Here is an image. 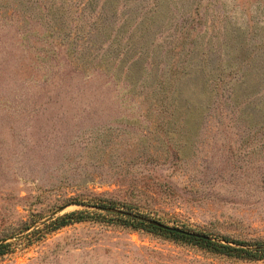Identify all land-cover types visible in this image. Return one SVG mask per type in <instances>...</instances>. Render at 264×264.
Returning a JSON list of instances; mask_svg holds the SVG:
<instances>
[{
	"label": "rangeland",
	"instance_id": "rangeland-1",
	"mask_svg": "<svg viewBox=\"0 0 264 264\" xmlns=\"http://www.w3.org/2000/svg\"><path fill=\"white\" fill-rule=\"evenodd\" d=\"M57 1L0 0V264H264L127 225L264 247V0Z\"/></svg>",
	"mask_w": 264,
	"mask_h": 264
},
{
	"label": "trees",
	"instance_id": "trees-1",
	"mask_svg": "<svg viewBox=\"0 0 264 264\" xmlns=\"http://www.w3.org/2000/svg\"><path fill=\"white\" fill-rule=\"evenodd\" d=\"M91 1H93V0H84L83 1L84 6L85 5H90ZM124 1H130V0H124ZM131 1H133V0H131ZM108 2H109V6L112 9V5L114 3L111 0H104V3H108ZM63 3H64L63 1H57V0H42V5L40 6V8H42L43 11L45 12V10L47 8L53 7L54 5H57V4L60 5V4H63ZM104 8L105 7L103 6V3H102V7H100L93 14H91V17H92V20H93V25H100L101 26L104 23V21L106 20V18H107V10H105ZM26 25L27 24L25 22L24 26H26ZM21 26L19 27V29H21ZM113 30H114V27L111 28L108 31V35L109 36L113 32ZM73 31H74V36L75 37L78 36V38H79V33L77 32V25H76V30H75V28H73ZM94 31H95V29H94ZM186 36H188V34ZM116 37H117L116 34L112 35V38L110 39V40H112V43L119 41V40L116 39ZM108 46H109V43H108ZM186 54H188V53H186ZM25 67L27 68V65H25ZM25 67H22L21 69H25ZM64 68L65 67H63V71H64ZM71 72H72V70L68 69L66 72H64L67 75L64 74V76H68ZM73 72H74V70H73ZM210 73L213 74L214 72L210 71ZM60 77H62L60 82L65 83L64 77L61 76V75H60ZM71 95H75V97L79 98V96L75 93L74 89H71ZM162 102H163V100H162ZM163 105L167 106L166 103H163V104H161L162 108H164ZM169 105L170 106L173 105L172 102ZM81 106L87 107V104L81 105ZM173 106H174V109H172L171 120H173V122H174V121H176L178 119L175 118V111H176L175 109L176 108H175V105H173ZM191 118H192V114H190V115L188 114L184 118V123H190L192 121ZM82 214H83L82 211H72V212L66 213V214L56 218L52 222V227H53V229H58L60 227H63L65 225L71 223V222L80 221L83 218ZM127 219L131 222V223H127V225L131 224V226H133L135 228H143V229H145L147 231L158 233V234H162V235L165 234L166 236H171L172 238H175V239H182V240L190 241V242L198 244L202 248H205L208 251H211V252H214V253H219V254H223V255H226V256H230V257L250 259V260L264 259V247L260 243L253 244V245H256L255 248H247L245 245H241V243H245V242H243V241H233V240H230L227 237H224L225 242L222 243V242H219V241H213L207 235H204V234H200V235H203V236H196V235H191L189 233L184 232L186 230H182L181 229L182 231H176V230H174L175 227H171L173 229H168V228H165L163 226H159V225H156V224H153V223H149V222H147L145 220H142L138 216H132V217L129 216V217H127ZM187 232H190V231H187ZM196 234H199V233H196ZM231 241H233L232 243L234 245L229 243ZM6 246L7 245L0 244V255H2L5 252Z\"/></svg>",
	"mask_w": 264,
	"mask_h": 264
},
{
	"label": "water",
	"instance_id": "water-1",
	"mask_svg": "<svg viewBox=\"0 0 264 264\" xmlns=\"http://www.w3.org/2000/svg\"><path fill=\"white\" fill-rule=\"evenodd\" d=\"M99 208H102V209H104V210H114L113 208H111V207H99ZM118 212H122L121 210H117ZM142 219V218H141ZM146 221H148V222H150V223H153V224H156V225H158L159 223H157V222H155V221H151V220H146ZM160 225V224H159ZM161 226V225H160ZM163 227H165V228H168V229H173V228H171V227H169V226H163ZM174 230H176V231H182L181 229H178V228H174ZM184 232H186V233H189V234H191V235H196V236H203V235H200V234H196V233H192V232H187V231H184Z\"/></svg>",
	"mask_w": 264,
	"mask_h": 264
}]
</instances>
